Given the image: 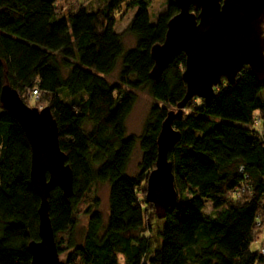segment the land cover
<instances>
[{
  "label": "trees",
  "instance_id": "1",
  "mask_svg": "<svg viewBox=\"0 0 264 264\" xmlns=\"http://www.w3.org/2000/svg\"><path fill=\"white\" fill-rule=\"evenodd\" d=\"M96 1L98 9L90 11L86 0H0V96L8 84L22 99L35 89L42 102L49 99L46 107L74 172L73 196L57 187L49 197L59 254L70 251L67 264H264V83L245 67L235 82L222 80L211 100L192 99L174 121L182 134L169 153L178 199L163 219L160 248L152 250L147 222L158 217L146 201L147 180L162 124L186 95L187 57L181 52L152 79L150 50L125 48L115 13L123 5L135 10L126 31L158 44L180 9L170 0L153 24L154 0ZM119 65L112 83L108 77ZM140 89L157 103L142 134L129 136L126 123ZM137 146L141 171L132 177ZM31 163L24 130L0 103V264H31L29 245L40 240L41 199ZM98 183L110 186L109 213L105 217L94 199L79 243L76 214ZM205 201L213 203V213L205 212Z\"/></svg>",
  "mask_w": 264,
  "mask_h": 264
},
{
  "label": "water",
  "instance_id": "2",
  "mask_svg": "<svg viewBox=\"0 0 264 264\" xmlns=\"http://www.w3.org/2000/svg\"><path fill=\"white\" fill-rule=\"evenodd\" d=\"M174 2L180 11L168 23L165 41L150 49L155 62L152 79L160 78L181 52L187 57L183 73L186 95L162 124L156 166L147 180L146 201L161 220L178 199L169 153L182 134L174 127V121L181 119L192 99L211 100L222 80L235 82L245 67L264 83V0ZM0 103L19 122L32 150L31 181L41 205L40 240L29 245L31 264H67L60 258L49 212L52 190L59 187L67 198L74 193V172L61 149L57 121L50 107L40 110L28 106L8 84L2 89Z\"/></svg>",
  "mask_w": 264,
  "mask_h": 264
},
{
  "label": "rangeland",
  "instance_id": "3",
  "mask_svg": "<svg viewBox=\"0 0 264 264\" xmlns=\"http://www.w3.org/2000/svg\"><path fill=\"white\" fill-rule=\"evenodd\" d=\"M72 1V0H69ZM83 3L85 0H82ZM96 0H86V3L88 4L87 7L91 11L98 9L99 5L96 3ZM170 0H154L152 3V6L150 8V14H151V22L154 24L157 22L158 17L160 14L164 13L167 10V6ZM135 14V10L128 9L126 5H123L116 13L115 17L117 19V25H116V31L118 33H121L123 35V41L126 49H132L135 47H142L144 49H147L148 51L151 49L152 46V41H139L135 36L132 34L128 33L127 27L130 24L133 16ZM119 71H120V65L118 66L117 70L109 76V80L112 83H116L118 81V76H119ZM138 94V99L137 102L134 106L133 111L129 115L127 119V132L128 135H135V136H140L143 132L144 125L146 123V120L148 118L149 112L151 107L157 103L149 94L147 89H140L136 91ZM262 97H264V91L261 92ZM24 102L30 106V107H37L40 108V106H35V103L29 102L28 100H25L23 98ZM45 100V101H44ZM43 100V105L46 107V104L48 103L49 99L47 98ZM198 104L201 103L199 99L196 101ZM160 105H165V104H160ZM172 110H176V108H170ZM220 121H222L220 119ZM141 158H142V151L139 146H137L133 158L129 164L128 168V174L132 177L138 175L141 171L140 168V163H141ZM144 188H146L145 184H143L142 188L139 191V196L141 200L144 199ZM109 193H110V186L108 184H102L98 183L95 184L91 190L85 195L83 203L79 206V209L76 214V219H77V226L76 229L74 230V237L77 242L81 243L86 227L89 222V215L86 214L87 209L89 206L93 205V210L96 209L94 203V199H99V209L102 212V214L106 217L109 213ZM205 212L206 213H213L214 212V205L211 201H205ZM147 208H151L150 206H147ZM154 210H150V214L148 213L149 216L152 215ZM151 222L150 219L147 222L149 226L147 227L148 231L146 235L149 237L150 244L152 250H157L160 248L161 245V237H160V231L162 230L165 221L158 219V218H152L151 216ZM61 237H64L62 235ZM65 240V239H63ZM260 242H255L252 245V250L256 251L259 249ZM65 248V245L64 247ZM64 253L60 255L61 260L65 262V258L67 257L68 253L70 252L69 250L64 249Z\"/></svg>",
  "mask_w": 264,
  "mask_h": 264
},
{
  "label": "built area",
  "instance_id": "4",
  "mask_svg": "<svg viewBox=\"0 0 264 264\" xmlns=\"http://www.w3.org/2000/svg\"><path fill=\"white\" fill-rule=\"evenodd\" d=\"M23 98L25 100H28L29 102H33L35 103V106H40V110L44 109L45 106L42 103V99H41V93L40 91H38L37 89L35 90H30L29 92H27ZM261 123L260 119L257 117L256 118V124L259 126ZM242 172V171H241ZM244 191V190H243ZM259 225H261V221H259L258 223ZM261 252L264 253V240H263V244H262V248H261Z\"/></svg>",
  "mask_w": 264,
  "mask_h": 264
}]
</instances>
